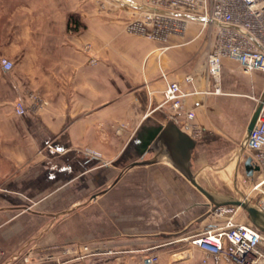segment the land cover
Masks as SVG:
<instances>
[{
  "label": "crops",
  "instance_id": "crops-1",
  "mask_svg": "<svg viewBox=\"0 0 264 264\" xmlns=\"http://www.w3.org/2000/svg\"><path fill=\"white\" fill-rule=\"evenodd\" d=\"M142 2L0 0V264H142L150 253L176 260L170 249L180 241L168 220L194 237L209 203L168 161L131 168L155 131L174 122L164 104L169 83L196 92L185 110L202 130L191 162L195 175L204 168L197 182L226 194V149L243 150L264 76L225 60L215 85L207 59L216 31L196 22L168 43L130 35V4ZM71 16L79 25L70 30ZM2 59L14 63L11 72ZM16 103L29 113L16 115ZM174 123L192 138L184 115ZM138 191L147 199L136 201ZM140 208L148 219H136ZM92 246L113 254L84 253ZM196 259L202 264L199 250Z\"/></svg>",
  "mask_w": 264,
  "mask_h": 264
},
{
  "label": "built area",
  "instance_id": "built-area-1",
  "mask_svg": "<svg viewBox=\"0 0 264 264\" xmlns=\"http://www.w3.org/2000/svg\"><path fill=\"white\" fill-rule=\"evenodd\" d=\"M130 6L135 13L126 26L127 33L152 41L168 43L173 37H184L193 22L203 30L215 29V45L207 59L208 77L215 85L221 80L225 60L236 63L247 74L264 76V0H143ZM14 66L9 59L1 60L5 73ZM185 81L194 84L195 80L188 76ZM216 92L219 93V88ZM195 93H185L179 83H169L163 94L164 104L171 105L175 112L174 122L184 115V128L193 139L199 138L202 130L195 124V113L185 108L187 98ZM256 101L261 106L260 113L243 146L247 158H252L254 168L259 169L253 175L260 177L253 187L254 201L264 212V96ZM29 111L23 103L15 104L16 115L22 117ZM239 210L232 206L217 209L211 216L216 223L193 238L192 245L203 254V264H264V234L252 224L239 223L236 219ZM101 251L84 248L91 255H99ZM142 264L161 261L158 255L150 253L144 255Z\"/></svg>",
  "mask_w": 264,
  "mask_h": 264
},
{
  "label": "water",
  "instance_id": "water-1",
  "mask_svg": "<svg viewBox=\"0 0 264 264\" xmlns=\"http://www.w3.org/2000/svg\"><path fill=\"white\" fill-rule=\"evenodd\" d=\"M260 109L261 106H258L249 125L247 136L250 135L256 125ZM154 134L150 149L131 168L168 161L209 201L210 211H207L202 219H200V222L210 218L217 209L232 206L245 211L250 223L264 234V212L253 199L241 196L238 198L221 192L211 193L197 182L196 176L204 171V168L196 175L192 171V154L197 145V142L193 138L183 132L172 121H169L163 129L155 131ZM242 152L244 153V146ZM252 163V158H247L244 163L248 178H252L254 172L259 171L257 167L254 168Z\"/></svg>",
  "mask_w": 264,
  "mask_h": 264
},
{
  "label": "rangeland",
  "instance_id": "rangeland-1",
  "mask_svg": "<svg viewBox=\"0 0 264 264\" xmlns=\"http://www.w3.org/2000/svg\"><path fill=\"white\" fill-rule=\"evenodd\" d=\"M92 62H94V61H92ZM247 157H248V153H245V152L243 153L242 149L240 147L237 148L236 150L232 149V150L227 151V149H226V172L229 171L228 181L226 182V194L234 196V197H238V198L240 196L241 197H250L251 199L254 200V199H256V192L253 191V187L255 186L256 182H258L260 177H259V175L256 176V178H253V177L248 178L247 177L246 171L244 168V163H245ZM139 188L142 189L144 187L141 185ZM209 188H210L209 190L211 193L217 192L216 189L212 190L211 186H209ZM200 195H202V194L200 193ZM135 197L137 198L136 201H141L143 198L147 199L146 192L142 193V191L135 192ZM135 197L133 196V198H135ZM151 202L153 203V201H151ZM208 203H209V201H208ZM209 205H210V203H209ZM138 210L140 212V216L136 217L137 220L142 221V220H145L146 218L147 219L149 218L146 215V212H148L149 210L144 211V209L142 210L141 208ZM154 211L155 210H153V212ZM142 212L143 213L145 212V216L142 215ZM156 218H157L156 216L151 215V220H154ZM236 219L239 223L251 224L249 219H248L247 213L245 211H243L242 209L239 210V212L236 216ZM216 221L217 220L214 219V220H212V223H216ZM203 222L204 221L199 222V226H197L198 228H196V229H198L196 232V235L194 237L190 238L186 235L185 232L181 233L179 230H174L176 227L179 228L178 227L179 225L176 226L175 225L176 223H174V220H172V221L168 220V223H169L168 224L169 225L168 230H170L171 231L170 233L173 234L170 237H173L172 240H174V241H180V243L178 242L180 246L178 245V247H173L170 249V251L173 252L172 254L178 255L177 258H175L176 262L174 261L173 263H170V264H199L198 259H196L198 249L192 245V240H193V238H195L197 236H201L204 233V229H202V227L204 225ZM138 234L144 235V233H138ZM90 247H88V248H90ZM95 247H97V246H92V248H90V249H94ZM156 248L157 249L154 252L160 254L159 251H161V250L159 249V247H156ZM186 251H190V252H187V254H186ZM89 252H93V251L90 250ZM106 252L108 255L110 253H112V251H101V253H106ZM86 254L89 255L91 253L86 252ZM202 256H203V254H202ZM190 260H191V263L188 262ZM202 264H203V262H202Z\"/></svg>",
  "mask_w": 264,
  "mask_h": 264
},
{
  "label": "trees",
  "instance_id": "trees-1",
  "mask_svg": "<svg viewBox=\"0 0 264 264\" xmlns=\"http://www.w3.org/2000/svg\"><path fill=\"white\" fill-rule=\"evenodd\" d=\"M69 22H70L69 23L70 30L72 29L71 26L78 27L79 25L73 16L70 17Z\"/></svg>",
  "mask_w": 264,
  "mask_h": 264
}]
</instances>
